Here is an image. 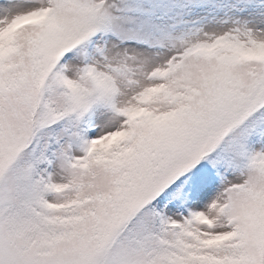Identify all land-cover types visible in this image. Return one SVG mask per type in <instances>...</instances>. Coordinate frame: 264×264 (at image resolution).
Segmentation results:
<instances>
[{
  "label": "snow or ice",
  "instance_id": "obj_1",
  "mask_svg": "<svg viewBox=\"0 0 264 264\" xmlns=\"http://www.w3.org/2000/svg\"><path fill=\"white\" fill-rule=\"evenodd\" d=\"M0 264H264V0H0Z\"/></svg>",
  "mask_w": 264,
  "mask_h": 264
}]
</instances>
